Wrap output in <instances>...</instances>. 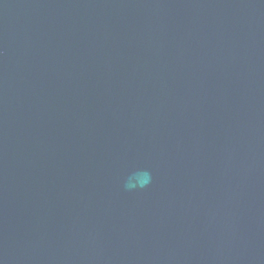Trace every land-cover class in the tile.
Returning <instances> with one entry per match:
<instances>
[{
  "label": "water",
  "instance_id": "obj_1",
  "mask_svg": "<svg viewBox=\"0 0 264 264\" xmlns=\"http://www.w3.org/2000/svg\"><path fill=\"white\" fill-rule=\"evenodd\" d=\"M0 264H264V0H0Z\"/></svg>",
  "mask_w": 264,
  "mask_h": 264
},
{
  "label": "clouds",
  "instance_id": "obj_2",
  "mask_svg": "<svg viewBox=\"0 0 264 264\" xmlns=\"http://www.w3.org/2000/svg\"><path fill=\"white\" fill-rule=\"evenodd\" d=\"M137 174L141 177L138 184H132L128 181L125 183V188L128 190L135 189L137 187L143 188L151 182V173L148 171H138Z\"/></svg>",
  "mask_w": 264,
  "mask_h": 264
}]
</instances>
